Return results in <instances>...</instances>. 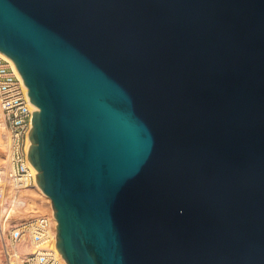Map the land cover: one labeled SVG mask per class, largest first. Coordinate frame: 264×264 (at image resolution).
<instances>
[{
  "label": "water",
  "instance_id": "95a60500",
  "mask_svg": "<svg viewBox=\"0 0 264 264\" xmlns=\"http://www.w3.org/2000/svg\"><path fill=\"white\" fill-rule=\"evenodd\" d=\"M0 52L67 264H264V0H0Z\"/></svg>",
  "mask_w": 264,
  "mask_h": 264
},
{
  "label": "built area",
  "instance_id": "2783aa9c",
  "mask_svg": "<svg viewBox=\"0 0 264 264\" xmlns=\"http://www.w3.org/2000/svg\"><path fill=\"white\" fill-rule=\"evenodd\" d=\"M25 86L14 62L0 52V116L6 126L11 168L9 179L22 196L32 190L41 203L42 193L36 182V170L28 160L32 111ZM25 196V195H23ZM17 227L2 229V247L7 264H67L56 248L57 221L52 207L20 220ZM31 252L24 254L23 247Z\"/></svg>",
  "mask_w": 264,
  "mask_h": 264
},
{
  "label": "bare ground",
  "instance_id": "6f19581e",
  "mask_svg": "<svg viewBox=\"0 0 264 264\" xmlns=\"http://www.w3.org/2000/svg\"><path fill=\"white\" fill-rule=\"evenodd\" d=\"M4 130L6 131V126L2 120V122H0V147L4 143H6L7 148H8L9 137H8L7 132H5V135H4L5 141L2 142V133ZM2 157H3V154L1 153V150H0V197H1L0 198V229H1L0 235L2 234V229L6 230L7 226L12 228V227H17L19 224H21L20 220L25 219V216H26L25 212L26 211L28 212L27 215L30 214L31 211L29 212V209L31 208V205H33L36 201L34 198L35 193H33L32 190L26 191L21 196L14 189L12 182L9 179V171L11 168L9 153L6 154V157L4 156L5 160ZM40 191L42 193V197L44 198V200L48 203L50 207H52L50 198L46 196L45 193L41 189ZM0 251L2 250L0 249ZM23 252L24 254L30 253L31 252L30 247L28 246L23 247Z\"/></svg>",
  "mask_w": 264,
  "mask_h": 264
},
{
  "label": "rangeland",
  "instance_id": "374dc122",
  "mask_svg": "<svg viewBox=\"0 0 264 264\" xmlns=\"http://www.w3.org/2000/svg\"><path fill=\"white\" fill-rule=\"evenodd\" d=\"M0 122H2V118H1V116H0ZM5 128V127H4ZM5 132H7V129H6V131L4 130L3 131V133H2V142H4L5 141ZM8 134V133H7ZM0 150H1V153L3 154V159L5 160V157H6V154H8V148H7V144L6 143H4L3 145H1V147H0ZM5 156V157H4ZM1 198V197H0ZM34 198H35V200L38 198V196L37 195H34ZM37 201H35V203L33 204V205H31V208L29 209V212H30V214H28L27 215V211L25 212L26 213V216L29 218L30 216L29 215H33V213H35V212H38V213H44V212H46L48 209H49V205H48V203L44 200V198L42 197V200H41V203H36ZM21 213V212H20ZM25 216V219L27 218ZM27 218V219H28ZM22 220H24V219H22ZM7 229L9 228V226H7L6 227ZM0 231H1V229H0ZM0 246H1V250L2 251H0V264H7V262H6V257H5V255H4V251H3V247H2V234L0 235Z\"/></svg>",
  "mask_w": 264,
  "mask_h": 264
}]
</instances>
